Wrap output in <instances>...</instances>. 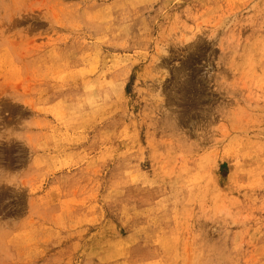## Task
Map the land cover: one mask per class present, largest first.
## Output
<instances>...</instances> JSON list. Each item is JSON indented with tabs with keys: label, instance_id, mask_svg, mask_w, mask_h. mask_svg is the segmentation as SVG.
Returning <instances> with one entry per match:
<instances>
[{
	"label": "rangeland",
	"instance_id": "obj_1",
	"mask_svg": "<svg viewBox=\"0 0 264 264\" xmlns=\"http://www.w3.org/2000/svg\"><path fill=\"white\" fill-rule=\"evenodd\" d=\"M0 264H264V0H0Z\"/></svg>",
	"mask_w": 264,
	"mask_h": 264
}]
</instances>
